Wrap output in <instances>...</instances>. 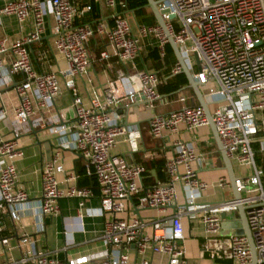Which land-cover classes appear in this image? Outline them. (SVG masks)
Here are the masks:
<instances>
[{
    "label": "built area",
    "instance_id": "obj_1",
    "mask_svg": "<svg viewBox=\"0 0 264 264\" xmlns=\"http://www.w3.org/2000/svg\"><path fill=\"white\" fill-rule=\"evenodd\" d=\"M127 1L11 0L0 6V26L3 17L12 16L21 33L15 39L0 38V124L5 128V133L0 132V215L4 213L15 222L29 214L34 220V234L20 233L17 238V257L7 256L9 238L2 235L0 225V264H151L145 257L147 251L164 255V264H186L184 249L178 243L184 236L182 216L199 221L206 235H217L223 219L220 215L239 206L244 207L253 264H264V171L255 163L252 149L256 143L257 152L264 153V0H152L162 25L134 27L126 16ZM90 2L111 11V25L101 21L75 23L91 11ZM46 20L52 35L50 51L63 59L64 67L44 73L32 64L30 46L40 41ZM24 27L28 29L25 34ZM93 36L105 41L99 59H113L122 67L133 68L148 44L154 46L160 59L168 41L184 62L195 56L198 70L193 79L198 86H206V99L215 104L209 116L220 147L230 161L248 169L233 179L236 198L195 202L196 194L208 187L197 176L202 155L181 141L172 142L170 156L165 159V182L137 195L144 167L112 156L110 151L119 139L136 151L138 133L122 127L108 108L123 109L139 103L152 109L155 103L166 104V99L156 92L159 80L155 72L135 70L136 85L121 91L124 74L117 70L101 94L92 92L87 105L82 104L74 82L88 73L86 44ZM180 71L178 64L170 70L173 75ZM61 88L71 100L73 120L68 124L46 116ZM176 101L180 104L177 110L148 119L152 138L176 132L178 126L188 132L208 126L201 107L186 106L182 96ZM34 125L48 127L59 140L54 153L40 167L39 192L30 195L18 183L14 161L22 156L18 138L24 128ZM61 151L72 152L91 167L98 211L107 219L99 236L103 248L57 259L37 242V235L44 231L43 217L56 216L62 198H76L81 205L93 195L91 188L76 184L74 172L64 171ZM57 173H63L65 186L56 180ZM216 185L225 187L228 180L220 177ZM178 187L184 205L167 218L139 214L142 209L162 210L175 203ZM226 245L232 264H252L250 245L243 233H230Z\"/></svg>",
    "mask_w": 264,
    "mask_h": 264
},
{
    "label": "crops",
    "instance_id": "obj_2",
    "mask_svg": "<svg viewBox=\"0 0 264 264\" xmlns=\"http://www.w3.org/2000/svg\"><path fill=\"white\" fill-rule=\"evenodd\" d=\"M9 1L11 0H0V6ZM130 1L133 0H129L127 3ZM90 7V12L75 20L76 24H93L96 21H101L106 25H111V11L109 9L104 6H95L93 2H90ZM126 16L132 27L135 25L149 26L157 24L150 8L147 6V2L142 8L139 17L135 16L132 10H128ZM27 30L24 27L22 33L25 34ZM20 35L21 33L17 29L15 19L12 16L3 17L2 25L0 26V38L6 36L9 39H15ZM51 41L52 35L46 20L45 31L40 41L30 46L32 64L40 72H56L64 67L63 59L50 51ZM104 43L103 39L93 36L86 44L90 68L83 78L76 79L74 82L82 104L87 105L92 92L101 94L105 84L115 79L117 70L123 71L124 74L123 80H121V91L132 89L136 85L135 70L145 69L155 72L159 80L156 92L166 99V104L155 103L152 109L146 108L139 103H132L123 109L121 107L117 109L108 108V112L118 116V122L122 127L133 128L138 133L136 151H131L123 139H119L110 151L112 156L123 157L128 162L138 163L144 167V172L139 179L140 191L137 195L142 194L145 189L157 183L165 182V159L170 156L172 142L181 141L190 143L195 151L202 155V159L196 167L197 176L205 181L208 187L201 193L196 194L195 202L209 203L231 198L232 189L229 181L228 185L222 188L216 185L220 177H225L229 180V174L208 126L198 128L193 132H188L184 126H178L176 132H164L160 138H152L147 130V121L150 117L153 115H166L180 107V104L176 101L177 96L185 98L184 104L186 106L200 107V102H203L206 107L204 113L206 111L210 114L215 104L206 99L204 88L206 86H198L193 79V75L197 71V66L193 59L189 62L183 61V63L186 71L197 85L198 97L189 87L186 77L181 71L174 75L171 74L170 70L178 62L169 44L164 46V56L161 59L153 45H145L139 57L136 58L133 68H131L130 66L122 67L113 59L100 60L99 54L103 50ZM163 59L165 60V66ZM181 77L186 81L184 85L179 83ZM17 78L15 76V79ZM172 83H178V86H181L174 92L173 96L169 97V95L159 91L160 86L166 84L170 86ZM70 102L68 92L61 88L60 95L54 100V104L46 113V116L51 119H58L59 122L64 124L72 122L73 114L69 107ZM50 125L52 124H48V126ZM0 132L5 133V128L2 124H0ZM57 137L48 127L41 128L34 125L24 128L17 140V145L22 151V156L14 161L17 180L30 195L39 192L40 167L54 153L59 140ZM253 144L256 145L254 151L257 152V144ZM257 154L264 155L258 152ZM59 160L64 171H72L77 175L76 184L78 186L89 187L93 192L92 197L84 200L81 205L78 204L76 198L60 199L58 201L59 213L52 217L44 216L42 219L44 231L37 235V242L40 248L49 250L57 259H63L65 257L89 254L103 248L99 236L107 215L98 211V192L91 167L82 158L74 156L70 151H61ZM257 166L261 167L259 164ZM230 167L233 177H238L233 173L232 166ZM55 178L60 186H65L63 173H57ZM179 190L180 188L178 189V197L175 203L166 206L162 210L142 209L139 214L143 217L155 219L167 218L173 211H177L180 205H184V198L181 190L180 192ZM239 214V211L235 210L225 215L222 219L232 221L235 224L231 233L234 229L244 230ZM181 221L184 236L178 243L184 249L186 264H232L226 245V239L230 233L226 236L220 235V232L217 235H206L199 221L190 220L187 216H182ZM0 225L2 226V235L9 238L8 242L11 249L7 256L17 257L19 254L18 249L15 248L17 238L20 233L34 234L33 218L31 215L26 214L18 221L12 222L6 214L2 213L0 215ZM133 256L132 253V261L134 259ZM145 257L150 260L151 264L165 263V257L160 253L147 251Z\"/></svg>",
    "mask_w": 264,
    "mask_h": 264
},
{
    "label": "water",
    "instance_id": "obj_3",
    "mask_svg": "<svg viewBox=\"0 0 264 264\" xmlns=\"http://www.w3.org/2000/svg\"><path fill=\"white\" fill-rule=\"evenodd\" d=\"M146 2H147V6L150 8V10H151V12H152V14H153V16L155 18V21H156L157 25L161 26L162 25V21L160 19L159 14L156 12L154 2L152 0H146ZM168 44L170 45V47L173 50V53L175 55V58H176L179 66L181 68V72L186 77V80H187V83H188L189 87L193 90V92L195 93V95L198 97L199 94H198V91L196 89L197 85L192 80V78L189 75V73L186 71L185 65L183 63L182 58L180 57V55L178 53V50H177L176 46L171 41H168ZM192 58H193V61H194L195 65L197 66L198 65V62H197L195 56H193ZM197 70H198V67H197ZM200 107L203 109V111L206 108L203 102H200ZM205 115L207 117L208 127L211 130L213 139H214V141L216 143V146H217V148L219 150L220 157H221V159H222V161H223V163L225 165V168H226V170L228 171V174H229V180L228 181H229L230 187L232 189V197L233 198H236L238 196V194L235 191L234 186H233V179H234V177H233L232 172H231V167H230L231 166V163H230V160L227 157H225V155H224V153H223V151H222V149L220 147V144L218 142V138L216 136V133H215L214 128H213V126L211 124V121H210V116H209V114L206 111H205ZM237 211H239V213H240L239 215H240L241 221L243 223V229L244 230L242 231V233L247 237L248 242H249V245H250V251H251V256H252V264H253L254 249H253V246L251 244V240H250V236H249V230H248V227H247V224H246V219H245V215H244V207L243 206H239L237 208ZM134 212H136V211H134ZM220 216H221V218H224L225 217L224 214H221Z\"/></svg>",
    "mask_w": 264,
    "mask_h": 264
},
{
    "label": "trees",
    "instance_id": "obj_4",
    "mask_svg": "<svg viewBox=\"0 0 264 264\" xmlns=\"http://www.w3.org/2000/svg\"><path fill=\"white\" fill-rule=\"evenodd\" d=\"M146 5V1L145 0H133V1H130L127 3V9L128 10H132L134 12V15L139 17L141 11H142V8ZM154 52V51H153ZM152 52V53H153ZM169 52V50H168ZM163 63H164V66H165V60L163 59ZM179 83L181 85H184L186 83L185 79L183 77H181V80L179 81ZM181 86H178V83H172V85H162L160 86L159 88V91L161 93H164L166 95H169V97L173 96L174 95V92L176 90H178V88H180ZM252 149H256V145L252 143ZM264 154V153H263ZM254 160H255V163L259 164L261 166V168L263 169L264 171V155H261V154H257V152H255L254 154Z\"/></svg>",
    "mask_w": 264,
    "mask_h": 264
},
{
    "label": "rangeland",
    "instance_id": "obj_5",
    "mask_svg": "<svg viewBox=\"0 0 264 264\" xmlns=\"http://www.w3.org/2000/svg\"><path fill=\"white\" fill-rule=\"evenodd\" d=\"M11 117V116H10ZM254 150V149H253ZM127 161V160H126ZM128 162V161H127ZM231 166H232V170H233V173L240 177L242 175H245V173L248 172V169L247 167L245 166H241L239 165L238 163H236L235 161H231ZM235 227V224L232 222V221H228V220H222L220 222V235H228L229 233H231V230ZM233 234H242V231L239 230V229H234Z\"/></svg>",
    "mask_w": 264,
    "mask_h": 264
}]
</instances>
